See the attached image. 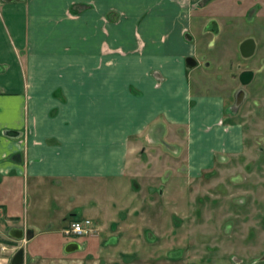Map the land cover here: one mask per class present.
Instances as JSON below:
<instances>
[{"label":"crops","instance_id":"obj_1","mask_svg":"<svg viewBox=\"0 0 264 264\" xmlns=\"http://www.w3.org/2000/svg\"><path fill=\"white\" fill-rule=\"evenodd\" d=\"M242 3L247 13L264 1L0 0V264L11 242L23 264H40L35 247H53L39 237L54 225L66 238L51 262L131 264L116 252L129 255L125 234L149 220L132 203L141 191L133 168L147 167L137 152L165 145L189 174L242 152L241 124L224 120L229 64L212 78L197 55L199 40L209 44L228 16L245 14ZM244 38L222 59L235 58ZM119 185L129 194L122 218L106 206ZM77 207L98 216L93 234L63 233L80 220ZM11 228L32 237L16 239ZM70 242L78 247L66 251Z\"/></svg>","mask_w":264,"mask_h":264},{"label":"rangeland","instance_id":"obj_2","mask_svg":"<svg viewBox=\"0 0 264 264\" xmlns=\"http://www.w3.org/2000/svg\"><path fill=\"white\" fill-rule=\"evenodd\" d=\"M248 7L242 3L239 9L245 12ZM254 10L256 12L251 17L246 12L228 16L224 23L227 27L215 37L208 35L212 37L209 44L199 40L197 49L198 57L207 58L210 62L212 78L224 73L225 66L229 64L232 79L224 94L225 118L229 122L241 124L242 152L235 155L222 154L205 171L189 174L180 156H173L168 150L163 151L167 149L165 145L149 150V156L142 159L147 167L141 169L142 165L133 168L139 180L135 183L141 184V191L132 202L133 206L140 207L149 220L144 221L146 226L137 221L145 230L140 229L138 235L133 230L137 236L125 234L128 240L133 239L131 246H127L132 251L129 255H124L119 252L123 249L119 248L116 258L121 262L264 264V4H258ZM244 37L257 42L256 54L244 60L239 57L235 48V58L232 60L231 56L230 60H223L222 58L230 56L231 49ZM245 68L253 70L255 74L251 82L243 86L244 94L240 102L235 104V92L241 88L237 75ZM140 153L137 152L136 157H140ZM121 187L122 185L117 188L113 186L109 194L112 198L106 201V206L116 218H122L130 209L128 207L126 211L129 204L125 207L129 194ZM77 208L75 217L80 220L89 218L93 227L97 225L94 217L98 216L83 212L81 207ZM96 209L102 210L103 205ZM100 215L103 218V212L100 211L99 217ZM133 218L138 220L139 214L132 216ZM109 223L110 220L107 221ZM53 229L56 231L50 235L39 237L53 240V247L44 248L38 242L34 256L40 264H77L74 259L62 258L59 262H51L52 257L63 253V247L60 250L58 244L65 237L60 233L59 225H54ZM90 238L82 237L81 240L88 241ZM103 238L105 237L91 238V241ZM139 240L142 244L140 247L137 246ZM14 244L16 242H11L6 249L16 251ZM144 244L146 247H143ZM9 254L11 253L6 256L9 257ZM76 254L78 253L75 252L74 255ZM9 260L10 257L7 264ZM87 262L94 263L90 260Z\"/></svg>","mask_w":264,"mask_h":264},{"label":"water","instance_id":"obj_3","mask_svg":"<svg viewBox=\"0 0 264 264\" xmlns=\"http://www.w3.org/2000/svg\"><path fill=\"white\" fill-rule=\"evenodd\" d=\"M254 42L252 39H246L240 44V51L244 56L250 55L254 50ZM252 75L251 71H244L241 73V77L245 76L247 80H243V83H246L250 80ZM9 233L15 237L16 239H30L32 237L31 230H27L25 233L23 229L21 228H11L9 230ZM78 245L74 242H70L67 247L65 248L66 251H72L76 249ZM24 249L22 247H19L11 256L9 260V264H23L24 263Z\"/></svg>","mask_w":264,"mask_h":264},{"label":"flooded vegetation","instance_id":"obj_4","mask_svg":"<svg viewBox=\"0 0 264 264\" xmlns=\"http://www.w3.org/2000/svg\"><path fill=\"white\" fill-rule=\"evenodd\" d=\"M255 12H256V11L254 10V8H251V9L246 13V15H248L249 17H251V15L255 14ZM246 39H252V38H245V39H243V40L240 42V44H241L244 40H246ZM252 40H253V39H252ZM253 42H254V45H255V46H254V50H253V52H252L250 55H248V56H244V55L241 53V51H240V44H239L237 52H238L239 57H240L241 59L246 60V58H250V57H252V56H254V55L256 54L255 51L257 50V42L254 41V40H253ZM232 60H233V59H232ZM229 62H230V61H229ZM228 66H229V65H228ZM228 68H230V67H228ZM228 68H226L227 71H228ZM244 71H251V72H252V75H251L250 80H249L248 82H246V83H243V82H242L243 80H244V81L247 80L246 77H245V76H242V77H241V73L244 72ZM254 74H255V72H254L253 70H251V69H247V68L242 69V70L238 73V75H237V80H238V82L240 83L241 88H238V90L235 92V96H234V98H235V104L240 102L241 97H242L243 94H244V88H243V86H246L249 82H251V80H252ZM231 79H232V73L229 72V81H230ZM225 91H227V85H226V88H224V94H225ZM224 120H225L226 123H229V121L226 120V118H225ZM230 123H232V122H230ZM143 151H144V150H142L141 153H142ZM143 155H144V158H145V154H144V153L141 154V158H143Z\"/></svg>","mask_w":264,"mask_h":264},{"label":"built area","instance_id":"obj_5","mask_svg":"<svg viewBox=\"0 0 264 264\" xmlns=\"http://www.w3.org/2000/svg\"><path fill=\"white\" fill-rule=\"evenodd\" d=\"M63 233L67 236L72 235H91L94 233L92 222L89 218L71 222L68 226L63 228ZM3 249L6 247L3 246Z\"/></svg>","mask_w":264,"mask_h":264}]
</instances>
